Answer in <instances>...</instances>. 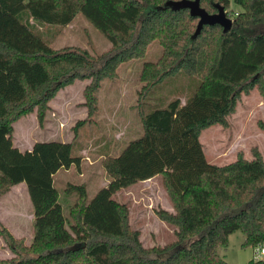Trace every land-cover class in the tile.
Returning a JSON list of instances; mask_svg holds the SVG:
<instances>
[{"label":"trees","instance_id":"obj_1","mask_svg":"<svg viewBox=\"0 0 264 264\" xmlns=\"http://www.w3.org/2000/svg\"><path fill=\"white\" fill-rule=\"evenodd\" d=\"M168 1L0 0V197L25 183L34 215L32 244L13 246L17 256L0 264H230L219 249L238 230L243 246L264 245L262 153L254 148L252 159L239 152L217 165L200 140L206 128L229 127L243 93L257 88L264 101V0H200L211 14L223 6L233 26L224 32L207 24L197 37L199 18ZM233 3L243 10L235 12ZM78 14L112 44L106 53L52 46L48 29L66 27ZM156 40L163 55L144 63L139 91L143 133L118 155L104 153L109 181L93 198L86 184L70 182L62 192L56 174L80 166L85 148L74 140H42L22 150L14 144L13 123L34 108L42 123L49 102L78 79H91L85 89L91 115L102 81L142 58ZM177 76L198 85L175 88L161 100L158 94ZM258 125L264 131V121ZM155 176L163 177L174 209L156 214L175 226L176 239L148 247L131 225L130 207L114 195ZM65 196L71 198L67 214ZM0 236L15 241L1 222Z\"/></svg>","mask_w":264,"mask_h":264},{"label":"rangeland","instance_id":"obj_2","mask_svg":"<svg viewBox=\"0 0 264 264\" xmlns=\"http://www.w3.org/2000/svg\"><path fill=\"white\" fill-rule=\"evenodd\" d=\"M48 31L54 32L52 46L56 49L76 46L100 56L112 45L82 14H78L68 26L50 28ZM162 55V44L156 40L149 45L142 58L120 65L116 77L102 81L97 92V109L91 115L85 103V89L91 79H78L60 89L49 102L50 109L42 123L38 119L37 108L13 123L15 146L25 150L38 140H74L76 145L85 148L84 158L80 166L73 165L64 178L74 184L88 185L89 197L93 198L99 188L109 181L103 166L104 153L118 155L129 141L143 133L138 100L145 82L142 79L144 63L158 61ZM176 78L174 83L163 88L162 96L158 94L161 100L175 88L190 91L198 85L190 77ZM249 94L248 98L240 99L236 114L229 119V127L216 124L202 131L200 140L211 163H230L239 152L252 159L254 148L259 149L264 158V131L258 125L259 120L264 121V105L260 93ZM181 98L185 101L184 95ZM80 120L85 122L76 128ZM61 177L62 174L56 183L63 192L68 184H63ZM114 197L130 207L131 225L140 230L145 246L165 245L176 239L175 226L161 220L156 214V210L169 209L171 205L163 177L157 176L151 181L124 188ZM70 199L66 197V214ZM0 222L15 238V241H11L0 236V258H15L17 253L13 246L18 249L24 245L30 246L34 237L33 207L25 183L12 186L0 197ZM240 236H243L242 232L235 231L229 238L228 246L219 249L220 253L227 252L229 259H238Z\"/></svg>","mask_w":264,"mask_h":264},{"label":"water","instance_id":"obj_3","mask_svg":"<svg viewBox=\"0 0 264 264\" xmlns=\"http://www.w3.org/2000/svg\"><path fill=\"white\" fill-rule=\"evenodd\" d=\"M166 5L171 6L176 10L189 9L192 16L199 18L197 29L193 37H197L201 33L204 25L207 24H219L223 27L224 32L229 31L233 26L232 18L227 14L226 9L220 4H217L218 11L214 14L209 13L205 8L201 7L200 0H170Z\"/></svg>","mask_w":264,"mask_h":264},{"label":"crops","instance_id":"obj_4","mask_svg":"<svg viewBox=\"0 0 264 264\" xmlns=\"http://www.w3.org/2000/svg\"><path fill=\"white\" fill-rule=\"evenodd\" d=\"M232 9H234V11L235 12H240V11H242L243 9H242V7L241 6H239V5H236V4H232ZM249 93H251V94H254V93H258L259 94V91H258V89L257 88H254V89H252ZM249 93H243L242 94V97H241V99H246V98H248L249 96H250V94ZM261 96V95H260ZM261 99H262V105H264V101H263V98H262V96L260 97ZM240 101V100H239ZM239 103V102H238ZM237 106H238V104H237ZM237 108V107H236ZM236 113L234 112V113H232L230 116H228V119H230V117H232L233 115H235ZM61 141H64V142H70L69 140H64V139H60ZM38 141H40V140H38ZM35 142H37V141H35ZM34 142V143H35ZM34 143H33V145H34ZM33 145L32 146H30L29 148H25V150L26 149H32V147H33ZM20 148V147H19ZM21 149V148H20ZM23 150V149H22ZM84 158V157H83ZM82 158V159H83ZM210 161V160H209ZM82 162V161H81ZM211 162V161H210ZM72 170V166H71V168H69V169H62V170H60L57 174H56V179H58V177H59V175L60 174H62L63 175V178L61 177V179H62V182H63V184H68V183H70L71 181L69 180V179H65L64 177H66V174H68V173H70V171ZM155 177H157V176H155ZM155 177H153V178H150V179H148V180H145V181H141V182H148V181H151L152 179H154ZM140 183V182H139ZM136 184H138V183H136ZM136 184H134V185H136ZM133 186V185H132ZM171 202V201H170ZM170 209V210H169ZM169 209H167V210H169V211H171V212H173V205H172V202H171V205H170V208ZM159 221V220H158ZM159 223L161 224V223H163L164 225H166V223L165 222H163V221H159ZM156 232V231H155ZM233 234V233H232ZM231 234V235H232ZM230 235V236H231ZM242 235H243V233H242ZM244 235L243 236H240V252H239V254H238V256H237V258L238 259H229V257L227 256V252H224V253H222L224 256H225V258L227 259V261L230 263V264H249V262L251 261V260H253L254 259V247L253 246H243V241H244ZM262 259H264V257L262 258Z\"/></svg>","mask_w":264,"mask_h":264},{"label":"built area","instance_id":"obj_5","mask_svg":"<svg viewBox=\"0 0 264 264\" xmlns=\"http://www.w3.org/2000/svg\"><path fill=\"white\" fill-rule=\"evenodd\" d=\"M264 257V245L254 247V260H260Z\"/></svg>","mask_w":264,"mask_h":264}]
</instances>
